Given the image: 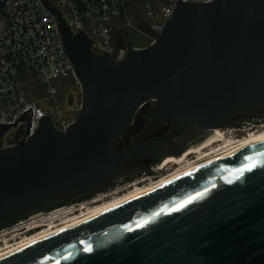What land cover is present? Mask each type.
Segmentation results:
<instances>
[{
	"label": "water",
	"instance_id": "water-1",
	"mask_svg": "<svg viewBox=\"0 0 264 264\" xmlns=\"http://www.w3.org/2000/svg\"><path fill=\"white\" fill-rule=\"evenodd\" d=\"M42 1L81 82V105L66 129L43 116L31 136L0 148V227L95 193L133 159L156 164L264 109V0H178L156 42L128 41L119 60L91 51ZM149 101L170 128L115 147ZM26 110L0 123V137ZM0 264H264V139L4 253Z\"/></svg>",
	"mask_w": 264,
	"mask_h": 264
},
{
	"label": "built area",
	"instance_id": "built-area-1",
	"mask_svg": "<svg viewBox=\"0 0 264 264\" xmlns=\"http://www.w3.org/2000/svg\"><path fill=\"white\" fill-rule=\"evenodd\" d=\"M177 2L48 0L51 6L61 11L72 33L83 32L91 40V51L96 54L106 52L109 58L116 60L126 55L128 41L135 49L155 43L174 14ZM132 33L140 35L143 40L133 39ZM61 85H67L73 94L75 91L81 94V82L65 53L55 16L45 8L42 0H0V123H13L29 108L25 111V118L17 120L16 125L0 137V148L31 136L43 116L50 117L58 130L66 129L74 121L78 110L66 111L61 104ZM30 118L32 125L26 135ZM227 129L231 140L236 142L264 129V117ZM124 187L126 184L116 183L90 198L40 209L10 226H2L0 246L86 209L94 199L102 201L109 198L108 195L113 197Z\"/></svg>",
	"mask_w": 264,
	"mask_h": 264
},
{
	"label": "rangeland",
	"instance_id": "rangeland-1",
	"mask_svg": "<svg viewBox=\"0 0 264 264\" xmlns=\"http://www.w3.org/2000/svg\"><path fill=\"white\" fill-rule=\"evenodd\" d=\"M131 37L133 39L143 40V37H141L140 35H137L135 33H132ZM60 87H61V89H60V102L66 108V111H69L72 108H75L76 110L79 111L80 105H81V94L80 95L77 94L76 91L73 94L71 92L70 88L67 87V85L66 86L61 85ZM156 110H157V107H156L154 101H149L147 104H145L138 111L134 123L129 127V133H127L126 138H124L120 142V145L121 146L131 145L132 134H134V133L137 134L138 132H140L142 130L143 127L149 126L150 124H152L156 120L155 118H153V115L156 112ZM254 116L259 118V119L263 118L264 117V109L262 110V112H259ZM232 126H240V125L230 122L226 127L221 128L222 129L221 131H218V132L212 131V132L206 134L212 138H216L217 140H219L218 142H216V143L214 142L213 144H210L208 141H206L207 139L204 135V137H203L204 139H203V141H201L202 144L200 143L198 145V148L201 149V151L196 152L193 155L190 154V151H187L185 153L184 159L183 158L182 159L181 158L180 159H176V158L170 159L169 157H167V158H164L159 164H154V165H142L139 162V160H131V162L126 167H124L118 174H116L111 180L112 184L110 185V187L114 186L116 183L126 184V187H124L121 192L115 194L116 196L113 195V197L114 196L117 197V196H120L124 193H127L130 190H132L136 185L140 186V185L146 184L150 180L157 179L161 175L166 174V173L174 170L177 167L176 165L179 164V162H181V160L183 162H188V161L190 162V161H194V160L199 159V157L213 153L212 151H214L217 148H219L220 146H222V144L226 140L232 139L230 137V135L228 134L229 130L227 129V128L232 127ZM167 127H168L167 125H163L160 127L159 130L152 129V130L146 132L138 140L149 138L155 134L157 135L158 131H162L161 133H164L166 131ZM13 132L14 131L10 132V136L13 135ZM221 139H223V140H221ZM190 148H194V146H192ZM168 159H169L170 163L166 164V161ZM134 182L136 183L135 185L132 184ZM74 196L66 197L65 199L58 200L55 203H52L48 207L53 208V207H57L60 205H65V204H69V203H72L75 201L85 199V198H81V199L75 200V199H73ZM113 197H109V198H106L102 201H99V202H97V204H95V205L93 204L94 206L90 205L89 208H93L95 206H98V205L102 204L103 202H106V201L112 199Z\"/></svg>",
	"mask_w": 264,
	"mask_h": 264
},
{
	"label": "bare ground",
	"instance_id": "bare-ground-1",
	"mask_svg": "<svg viewBox=\"0 0 264 264\" xmlns=\"http://www.w3.org/2000/svg\"><path fill=\"white\" fill-rule=\"evenodd\" d=\"M221 128H217L216 132L221 131ZM206 141H208L210 144H213L214 142H218L216 138H212L209 135H205ZM204 138H201L200 140L197 141L196 145H194V148L189 149L190 154L193 155L196 152H200L201 149L198 148V145L203 141ZM264 139V129L257 131L256 133H253L249 136L244 137L243 139L233 142L232 140H226L222 146L217 148L216 150L212 151L213 153L207 154L205 156L199 157V159L194 160V161H188V162H179L177 164L176 168L166 174L161 175L159 178L150 180L148 183L143 184V185H136L132 190H130L127 193H124L120 196L113 197L112 199L103 202L102 204L95 206L93 208L87 207L84 210H81L79 212L74 213L73 215L62 219L58 222H53L50 223L48 226L42 227L41 229L35 230L28 235L21 237L20 239H16L12 242H7L4 245L0 246V255L7 253L11 250H14L18 247H21L23 245H26L30 242H33L37 239H40L44 236H47L49 234H52L56 231H59L61 229H64L66 227H69L71 225H74L76 223H79L81 221H84L86 219H89L91 217H94L96 215H99L111 208H114L124 202H127L133 198H136L150 190H153L155 188L160 187L161 185L170 182L171 180L178 178L182 175H185L186 173H189L193 170H196L198 168H201L207 164H210L212 162H215L217 160H220L224 157H227L247 146H250L260 140ZM223 140V139H221ZM220 140V141H221ZM202 144V143H201ZM187 152V149L184 150L182 153L179 155H172L169 158L171 159H184L185 153ZM189 154V155H190ZM201 155V154H200ZM187 158V157H186ZM185 158V159H186ZM99 202V201H98ZM96 204V203H95Z\"/></svg>",
	"mask_w": 264,
	"mask_h": 264
},
{
	"label": "flooded vegetation",
	"instance_id": "flooded-vegetation-1",
	"mask_svg": "<svg viewBox=\"0 0 264 264\" xmlns=\"http://www.w3.org/2000/svg\"><path fill=\"white\" fill-rule=\"evenodd\" d=\"M153 118H154V115H153ZM254 119H259V118H253L252 116H238V117H236V118H234L233 120H231L230 122L231 123H234V124H238V125H242V124H245L246 122H252ZM229 122V123H230ZM157 120H155L152 124H150L149 126H145V127H143L142 128V130L140 131V132H142L144 129H147L145 132H148L149 130H152V129H157V130H159L160 129V127L161 126H163V125H167L168 126V129L170 128V123L168 122V123H165V124H162V123H157ZM155 124V125H154ZM151 127V128H150ZM167 129V130H168ZM140 132H138L137 134H139ZM145 132L140 136V137H138L137 139H139V138H141L144 134H145ZM162 131H158V134L156 135H153V136H151V137H154V136H159V135H162V134H164V133H161ZM137 134H135V136L137 135ZM229 135H230V133H228ZM151 137H149V138H151ZM204 137V136H203ZM202 137V138H203ZM135 138V137H134ZM136 139V141H138ZM145 139H147V138H145ZM145 139H142V140H145ZM182 139V136H180V137H178V138H176V139H173L172 140V142L174 143V142H177V141H180ZM133 140V139H132ZM142 140H139V141H142ZM132 144V143H131ZM189 149H191V148H188L187 149V151L189 150ZM175 155H179V154H175ZM133 160H136V159H133ZM163 159H161L160 160V162L162 161ZM131 162V161H130ZM142 165H154V164H147V163H144V162H142V161H139ZM160 162H158V163H156V164H159ZM168 163H170V161H169V159L166 161V164H168ZM158 166V165H157ZM158 176V175H157ZM112 180V179H111ZM111 180L108 182V183H106L102 188H100L99 190H97L96 192H105V191H107V189H109L110 188V185L112 184L111 183ZM95 192V193H96ZM95 193H92V194H89V195H87V196H85V197H83V198H90L91 196H93ZM109 197L110 196H112V195H108ZM99 197H101V196H99ZM103 197V196H102ZM75 200H77V199H75ZM98 201H100L99 199H94V201H92V204L91 205H93V203H94V205H95V203L97 204V202ZM93 205V206H94Z\"/></svg>",
	"mask_w": 264,
	"mask_h": 264
},
{
	"label": "trees",
	"instance_id": "trees-1",
	"mask_svg": "<svg viewBox=\"0 0 264 264\" xmlns=\"http://www.w3.org/2000/svg\"><path fill=\"white\" fill-rule=\"evenodd\" d=\"M262 112V111H261ZM136 118V117H135ZM135 121V120H134ZM167 129H168V127H167ZM167 129H166V131H167ZM150 131V130H149ZM165 131V132H166ZM164 132V133H165ZM127 133H129V127L126 129V131H124L123 132V134H122V136L119 138V139H116V141H115V143H114V145H115V147H127V146H121L120 145V142L124 139V138H126V135H127ZM146 133V132H145ZM135 136V133L134 134H132V139H133V137ZM138 140V139H137ZM132 141L133 140H131V143H132ZM139 141V140H138ZM128 146H130V145H128ZM85 196H87V195H84V194H79V195H75L74 197H73V199H81V198H83V197H85ZM47 208V207H46ZM49 208V207H48Z\"/></svg>",
	"mask_w": 264,
	"mask_h": 264
}]
</instances>
